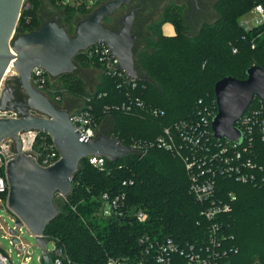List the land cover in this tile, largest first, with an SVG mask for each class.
Instances as JSON below:
<instances>
[{
    "label": "trees",
    "instance_id": "trees-1",
    "mask_svg": "<svg viewBox=\"0 0 264 264\" xmlns=\"http://www.w3.org/2000/svg\"><path fill=\"white\" fill-rule=\"evenodd\" d=\"M49 1L69 23L75 15L84 17L96 6L87 8L83 4L66 5L62 0ZM258 2L218 0L214 6L216 21L203 24L193 37L185 34L183 8L172 3L163 6L161 23L150 25L148 28L154 31L145 36L143 44L135 45L136 68L150 81H136L134 88L133 83L107 75L101 64L85 55L82 57L86 66L101 72V81L97 91L86 97L81 111L90 109L101 132L116 137L126 147L137 144L146 147L116 162L107 161L104 171L91 166L87 159L82 160L71 180V194L55 200L60 212L46 226L44 236L62 249L72 262L103 264L108 257L137 256V242L142 234L171 237L181 245L202 241L210 224L200 215L203 206L189 193L190 180L184 162L170 151L148 145L176 122L196 120L206 106L216 113L214 86L221 79L244 80L250 67L264 69V32L246 33L239 26V19ZM31 5L30 10L21 13L17 25L21 34L41 26ZM152 9L148 6L139 13H151ZM112 21V18L106 19L104 25L114 30ZM166 23L175 29L174 35L162 34L160 27ZM68 77L62 87L82 96L85 93L82 83L75 77ZM51 86L57 87L52 79L48 88ZM56 95L61 97L60 101H51L60 110L71 112L62 106L63 94L57 90L51 96ZM131 100H138L143 108L132 113L115 109ZM259 105V100L254 99L249 109ZM106 121L111 124L110 131L101 126ZM44 142L52 144L47 134L39 133L32 152L37 153ZM256 147L264 167V142L259 141ZM125 182L127 184L123 185ZM217 188L220 194L237 196L232 211L222 220L230 238L229 245L238 250L231 263L264 264V187L219 179ZM105 193L110 197H125L122 217H102ZM138 211L148 214L146 223L137 222L135 213Z\"/></svg>",
    "mask_w": 264,
    "mask_h": 264
},
{
    "label": "water",
    "instance_id": "water-1",
    "mask_svg": "<svg viewBox=\"0 0 264 264\" xmlns=\"http://www.w3.org/2000/svg\"><path fill=\"white\" fill-rule=\"evenodd\" d=\"M134 1L108 0L101 4L76 24L73 36L56 20L46 21L38 30L16 36L22 11L30 10L32 5L26 0H0V91L4 81L10 83L14 79H6L12 67L26 96L23 101L18 100L10 84L0 93V112L14 114L13 118H0V143L5 139L13 141L14 157L6 166L8 208L20 219L16 228L23 222L29 230L27 233L35 237L45 264L50 263V258L44 231L60 212L55 197L66 198L71 194V180L81 161L99 156L113 163L136 152L132 146L126 147L116 137L103 132L95 138L83 136L70 121V112L60 110L33 86L32 72L41 69L52 80L71 75L76 70L74 59L78 54L91 46L104 44L117 60L120 72L134 82L149 83L136 68L134 11L119 21L118 31L104 25L106 18ZM214 95L217 104L211 125L214 137L240 145L243 134L235 124L255 98L264 102V69L250 67L244 80L221 79L214 86ZM26 133L47 134L60 154L59 161L47 168L38 165L31 153L23 151L20 135Z\"/></svg>",
    "mask_w": 264,
    "mask_h": 264
},
{
    "label": "built area",
    "instance_id": "built-area-1",
    "mask_svg": "<svg viewBox=\"0 0 264 264\" xmlns=\"http://www.w3.org/2000/svg\"><path fill=\"white\" fill-rule=\"evenodd\" d=\"M258 1L239 19V26L246 33L259 30L264 32V0ZM254 47L252 45V49ZM233 52L236 53V49ZM83 53L87 59L101 64L107 75L122 79L124 83L125 81L129 84L133 83V88L136 85V81L130 80L123 72H120L117 60L106 45L91 46ZM31 80L33 86L44 93L48 89L51 78L45 71L35 69ZM60 98L57 96L55 100L59 102ZM259 102L258 107L249 109V106L235 124V127L243 134V142L240 145L214 137L211 125L217 112L214 113V109L209 106L199 112L196 120L176 122L171 128H166L163 135L154 143L148 145L170 151L184 162L190 180L189 193L197 203L203 206L200 215L210 224L204 231L202 241L181 245L171 237L142 234L137 242L139 248L137 256L108 257L103 264H232L231 259L237 255L238 250L229 245L230 238L225 232L222 220L224 215L232 211L237 196L234 193L228 195L218 193L217 181L233 179L242 185H252L261 189L264 187V167L260 163L261 155L256 147L259 141L264 142V106L261 104L264 102L261 100ZM138 108H143L138 100H131L123 103L121 107H115L116 110L121 109L126 113H132ZM153 113L157 114V111ZM13 117V113L0 112V118ZM70 121L85 137L95 138L101 133V128L96 124L90 109L70 112ZM38 134L20 135L23 151L31 153L38 165L47 168L59 161L60 154L53 142L52 144L44 142L41 149L33 153L32 149ZM145 147L146 145L137 144L132 148L138 153ZM13 157V141L5 139L0 143V207L1 210L9 212L8 219L12 225H9L4 216L0 215V240L9 241L16 250V256L21 260V264H27L31 261L29 251L31 246L26 245L17 233L22 234L24 229L29 230L23 222L19 229L16 228V223L20 219L8 208L9 187L6 166ZM87 160L91 166L101 171L105 170L106 158L96 156L87 157ZM126 184V182L123 183V185ZM132 184L133 182H129V185ZM124 198L119 195L110 197L108 193H105L102 196V217L107 219L115 216L122 217L121 208ZM135 219L138 223L144 224L148 220V214L138 211L135 213ZM11 230L15 233L12 234ZM29 234L31 235L30 232ZM15 240L17 242H14ZM11 254V250L9 253L4 252L0 244V264H13ZM47 254L50 258L49 264H75L55 244L53 251ZM39 260L42 264L44 263L42 258Z\"/></svg>",
    "mask_w": 264,
    "mask_h": 264
},
{
    "label": "rangeland",
    "instance_id": "rangeland-1",
    "mask_svg": "<svg viewBox=\"0 0 264 264\" xmlns=\"http://www.w3.org/2000/svg\"><path fill=\"white\" fill-rule=\"evenodd\" d=\"M26 1L33 4L34 14H36V16H37L36 18L41 23V25L46 21H50V20H53L55 17H58L60 25L64 26V28L66 29V31L68 32V34L70 36L74 35L75 26H77L76 24L81 19H83L87 16L86 15L83 17L80 14L75 15L72 18L71 22L69 23L66 20H64V16L61 13V11L57 10L49 0H36L35 3L33 2L34 0H26ZM62 1L66 5L83 4L87 8H90L96 4V6L92 10H89V12H87L88 15L90 13L94 12V10L97 7H99L101 4L105 3L104 0H62ZM162 2L165 4L164 6H166L167 4H170V3L177 5V3L173 2V1L153 0V6L151 7L153 9L151 10V13L149 12V13L143 14V13L138 12V15H137L138 21H142L143 17H146L149 19L148 24H146L145 28L143 29V32L140 33V37H139L138 42H137L138 44L139 43L143 44L145 36H148L151 32L154 31L153 29L148 28L150 25L152 26L153 23H156L155 26H157L158 25L157 23H161L162 15H164L162 13L163 9H164V7H162V5H161ZM177 6H179V5H177ZM180 7L183 8V13L181 16H183V25L185 27V34L187 36H190V37L196 36L203 24H213L218 17L215 11H213V14H211V16H210L208 11L205 10L204 15H203V13L198 14V16H196V18L193 20V24H190L188 22L189 8L186 6H180ZM78 10L82 11V9H78ZM83 13H85V12H83ZM128 13H129V8L123 7L116 14H118L119 16L122 17V15L124 16ZM28 16L30 17V15H27V17ZM146 18H144V19H146ZM164 25L165 24H163V26L160 27L162 34L166 33L167 35H172L174 33L173 28L170 25H167L165 28H163ZM18 35H21V33L18 32L16 29V36H18ZM83 56H84V53H80L74 59V63L76 65V70L73 74L64 75V76H61L57 79H53L54 83L57 84V87L51 86V88H48L45 91V94L47 96H49L50 98H52L51 100H53V99L55 100L57 95L55 97H53L51 95L55 94L57 92V90H59V92L63 94L62 95V98H63V102H62L63 105L62 106L70 109L71 112L81 111V108L84 107L86 97H88L89 95H91L97 91L98 85L101 81V72L96 70V69H91L88 66H86L83 62V59H82ZM68 76L75 77L74 78L75 80H79L82 83V85L85 89V93L82 96L74 95L70 91H68L62 87V85H63L62 83L68 81V78H69ZM9 77H13L14 79L10 83H8L7 81H4L2 86H1V91L8 84H10V85L12 84L13 88L15 89L16 98L20 101H23L26 96H25V93L23 92V90L21 89V87L19 85L18 79L15 78V73L11 72V73L7 74L6 79ZM147 79H149V78H147ZM56 88H58V89H56ZM1 91H0V93H1ZM101 126L103 129L105 128L107 131H110V129H111V124L108 121L102 123ZM60 198H62V197H60V196L55 197V199H57V201H59ZM8 213L9 212H7L6 210H0V215H3L6 222H8L9 225H12L8 219ZM17 236L21 237L23 239L24 243H26V245L31 246V249L29 250L30 255H31V261H29V263H27V264H42L39 260V258H42L41 250L39 249V247L37 245L35 237L28 234L26 229L23 230L22 234H20V232H18ZM0 244H1V249L4 252L9 253V251L11 250V253H12L11 257H12L13 264H21V260L18 259L16 256V250L9 244V241L1 239ZM53 249H54V243L49 242L47 245V252L50 253L53 251Z\"/></svg>",
    "mask_w": 264,
    "mask_h": 264
},
{
    "label": "flooded vegetation",
    "instance_id": "flooded-vegetation-1",
    "mask_svg": "<svg viewBox=\"0 0 264 264\" xmlns=\"http://www.w3.org/2000/svg\"><path fill=\"white\" fill-rule=\"evenodd\" d=\"M167 1H173V2L177 3V5H179V6L188 7L189 8L188 22L190 24H193V20L196 18V16H198V14H200V13H203V15H204L205 10L208 11V13L211 16V14H213V11H214V6L218 0H167ZM161 5L163 7L165 4L162 2ZM148 6H151V7L153 6V0H135L129 6H123V7L129 8L128 14H126L124 16L122 15V17L119 16L118 14H116L117 12H119V10H120L119 9L118 11H116L113 14L112 17H110L113 20L112 26H113V28H115L114 30L118 31L120 29L119 21H121L127 15H129L132 11H134L135 20H134V26H133V33L137 35V41H136V44H137L139 34L143 32V29L145 28L146 24H148V21H149V19L146 17H143L142 21H138L137 15H138L139 10H141L145 7H148ZM144 18H146V19H144ZM106 19H109V18H106ZM53 20H56L57 22H59L58 17H55ZM59 24H60V22H59ZM11 87H13L12 84H11Z\"/></svg>",
    "mask_w": 264,
    "mask_h": 264
},
{
    "label": "crops",
    "instance_id": "crops-1",
    "mask_svg": "<svg viewBox=\"0 0 264 264\" xmlns=\"http://www.w3.org/2000/svg\"><path fill=\"white\" fill-rule=\"evenodd\" d=\"M167 25H170V24H169V23H166V24L164 25V27H163V28H165ZM170 26L172 27V25H170ZM172 28H173V27H172ZM173 30H175V29L173 28ZM173 32H174V33H173L172 35H174V34H175V31H173ZM165 34H166V33H165ZM165 34H164V35H165ZM172 35H167V34H166V36H172Z\"/></svg>",
    "mask_w": 264,
    "mask_h": 264
},
{
    "label": "bare ground",
    "instance_id": "bare-ground-1",
    "mask_svg": "<svg viewBox=\"0 0 264 264\" xmlns=\"http://www.w3.org/2000/svg\"><path fill=\"white\" fill-rule=\"evenodd\" d=\"M11 72H13V71H12V67L9 68V70H8V74L11 73Z\"/></svg>",
    "mask_w": 264,
    "mask_h": 264
}]
</instances>
